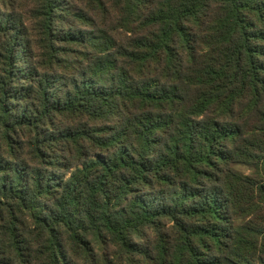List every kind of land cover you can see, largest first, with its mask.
<instances>
[{
  "label": "trees",
  "instance_id": "1",
  "mask_svg": "<svg viewBox=\"0 0 264 264\" xmlns=\"http://www.w3.org/2000/svg\"><path fill=\"white\" fill-rule=\"evenodd\" d=\"M0 264H264V0H0Z\"/></svg>",
  "mask_w": 264,
  "mask_h": 264
}]
</instances>
